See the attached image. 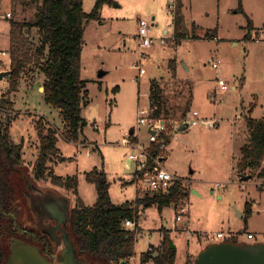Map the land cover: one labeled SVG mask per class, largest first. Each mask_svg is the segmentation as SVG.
Listing matches in <instances>:
<instances>
[{"label": "rangeland", "instance_id": "obj_1", "mask_svg": "<svg viewBox=\"0 0 264 264\" xmlns=\"http://www.w3.org/2000/svg\"><path fill=\"white\" fill-rule=\"evenodd\" d=\"M22 1L26 0H0V51L8 55L0 61V73L10 71V18L3 16L11 13V18H29L28 8L22 12ZM96 2L83 0L84 12L92 13ZM182 4L183 31L190 35L194 31L195 39L175 40L178 0H108L100 10V19L87 25L81 76L87 81L89 104L82 109L86 126L79 143L62 137L65 124L60 113L45 102L41 91L44 74L27 71L18 92L11 96L14 104L9 115L15 120L10 126L11 137L24 146L25 163L32 174L40 147L37 123L56 129L63 159L56 157L49 162L48 171L65 179L76 177L77 189L58 187L50 179L32 185L66 199L71 209L79 201L87 207L96 204V186L86 177L94 169L106 173L115 205L135 202L138 192H147L134 184L136 167L134 163L128 167L127 159L137 146L148 149L152 145H147L148 126L139 123L145 116L142 111L149 110L152 80L160 82L170 113L176 115L168 120L170 127L180 121L186 107L218 120L215 128L196 126L178 132L176 138L169 135L173 142H168V154L160 152L166 157L163 167L184 179L190 195L177 208L171 206L162 212L157 207L140 209L141 230L131 264H140L142 254L151 248L159 252L166 237L175 245V264L194 263L208 245L225 241L217 238L219 232L228 239L230 230L244 231L238 244L245 249L264 246V179L256 176L257 171L246 170L241 174L252 179L244 181L238 169L241 149L248 142V120H264V0H182ZM139 17L151 25V45L140 44ZM249 20L254 28L251 38L246 37ZM214 30L216 39L208 38ZM214 58L221 61L218 69L212 66ZM102 71L106 73L103 77L99 75ZM220 78L227 82V91L218 86ZM8 88L9 78L4 77L0 99ZM213 93L217 94L215 100ZM132 130L136 143L132 142ZM29 192L21 187L16 190L21 221L34 222L44 234L42 223L48 226L52 221L46 222L39 198L35 200ZM246 205H251L252 211L248 218ZM183 207L186 212H182ZM249 232L255 240L247 238ZM54 248L58 257L55 261L48 258L51 263L60 258L55 244Z\"/></svg>", "mask_w": 264, "mask_h": 264}, {"label": "trees", "instance_id": "obj_2", "mask_svg": "<svg viewBox=\"0 0 264 264\" xmlns=\"http://www.w3.org/2000/svg\"><path fill=\"white\" fill-rule=\"evenodd\" d=\"M106 2L108 0H97L92 13L86 14L83 0H26L22 1L20 6L25 7L22 12L29 9V18L8 20L12 74L8 77L9 88L0 99V264L5 263L13 238L38 246L42 254L51 261L58 257L54 256L56 250L53 242L47 235L40 233L34 222L21 221L16 204L17 187L26 192L29 190L26 181L35 184L36 181L48 179L54 185L68 190H75L78 186L76 177L69 176L65 179L48 171L49 162L54 161L56 157L61 160L63 158L57 147L59 138L56 129L52 126L46 128L41 122L36 125L40 139L39 157L33 166V174L30 172L24 159V146L16 144L11 137L10 126L15 121L9 115L14 104L11 96L18 92L27 71L36 70L44 74V99L50 107L60 113L65 124L62 137L67 141L79 143L86 126L82 109L89 104L87 81L81 76L85 30L89 23L100 19V10ZM18 4L14 8L16 13ZM182 7V0H178L177 9L174 11L175 40L195 39L197 36L194 31L192 35L183 31ZM248 25L249 32L246 37L251 38L254 29L251 20ZM216 31H212L207 37L216 39ZM171 69L175 75V66ZM164 94L160 82L152 80L149 89L151 116L171 121L176 115H171ZM189 112L190 109L186 107L179 120L185 119ZM247 123L248 142L241 149L238 169L241 173L246 170L257 171L256 176L264 179V120L249 119ZM133 135L132 142L136 143L138 140ZM165 139L170 142L169 137ZM148 151L154 156L162 155L156 144L150 145ZM86 177L96 186L98 200L94 207H87L79 201L78 205L71 209L68 223L71 240L81 261L86 264H131L135 256L137 235L141 230L138 224L140 209L157 207L162 212L171 206L177 208L183 205L190 195L188 186L176 182L167 193L138 192L135 202L115 205L110 198V184L105 172L94 169L86 173ZM251 213L248 211L247 218ZM126 221L135 223V229H128L125 226ZM243 233L244 231H240L225 242L238 243L239 235ZM176 254V248L170 247L166 237L159 252L148 251L142 254L140 264H175Z\"/></svg>", "mask_w": 264, "mask_h": 264}, {"label": "water", "instance_id": "obj_3", "mask_svg": "<svg viewBox=\"0 0 264 264\" xmlns=\"http://www.w3.org/2000/svg\"><path fill=\"white\" fill-rule=\"evenodd\" d=\"M11 74L12 71L0 73V80L9 77ZM99 75L103 77L106 73L102 71ZM42 91H44V87ZM133 134L134 130L131 131V135ZM251 178V176L246 175L241 177L244 181ZM26 184L30 191L28 195L33 196L35 200L38 197L42 206V213L46 215L48 220L55 222L54 225L51 223L48 226L42 223L41 230L55 244L60 253V258L57 263H51L42 254L38 246L13 238L11 239L10 253L4 264H86L81 261L68 231L71 211L69 201L54 194L44 193L29 181H26ZM170 247L175 248L171 241ZM157 255L158 253H156ZM194 264H264V246L245 249L240 244L233 242L213 243L199 253Z\"/></svg>", "mask_w": 264, "mask_h": 264}, {"label": "built area", "instance_id": "obj_4", "mask_svg": "<svg viewBox=\"0 0 264 264\" xmlns=\"http://www.w3.org/2000/svg\"><path fill=\"white\" fill-rule=\"evenodd\" d=\"M173 8L174 6L171 5L170 9ZM3 17L11 18V13H8ZM137 23L138 39L140 44L144 46L153 44V39L150 36V23L141 17L137 19ZM5 57H8L7 53L0 51V61H2ZM220 63V60L214 58L212 61V66L215 69H218L220 67ZM218 86L222 91H227L229 89L227 82L222 78L218 79ZM216 96V93L211 94L213 100L216 99ZM141 115L145 116L140 118L139 123L148 126L150 143L158 145V150H160L162 153L168 149V142L166 141L165 137H169V135L172 134L171 138H173V136H175V131L181 132L196 126H205L208 128H215L218 126V120L202 117L197 111H190L185 119L176 122L172 127L169 126V122L167 120L153 118L151 116L150 108L148 111H142ZM132 163H134L136 167L133 174V180L137 187H141L147 191H161L167 193L171 190L176 182H182L185 186H188L184 182V179L172 175L163 167L164 157L162 155H151L148 149L143 146H137L136 152L128 157V167H130ZM182 212H186L185 207H183ZM180 220L181 218L177 217V221ZM125 226L127 228L133 227L135 226V223L126 221ZM217 238L220 240H226L224 233H218ZM247 238L249 240H255L256 236L254 234H248ZM149 251L155 252V250L152 248L149 249Z\"/></svg>", "mask_w": 264, "mask_h": 264}, {"label": "crops", "instance_id": "obj_5", "mask_svg": "<svg viewBox=\"0 0 264 264\" xmlns=\"http://www.w3.org/2000/svg\"><path fill=\"white\" fill-rule=\"evenodd\" d=\"M171 6V5H170ZM140 18V17H139ZM138 19V18H137ZM10 30V29H9ZM9 35H10V31H9ZM9 38H10V36H9ZM2 72H4L3 70L1 71V73ZM43 84H44V82H43ZM43 84H42V87H41V91H42V88H43ZM33 85H36V83L35 84H33ZM32 85V86H33ZM204 117V116H203ZM248 127V126H247ZM174 134H175V136H174V138H176V136L178 135V132L177 131H175L174 132ZM138 140V139H137ZM172 142H173V140H172ZM172 142H170L171 144H172ZM146 144V143H145ZM145 144H142V145H144L145 146ZM150 144V141H148L147 142V145H149ZM170 144V145H171ZM247 144V143H246ZM167 154H168V151H167ZM167 154H166V156H167ZM165 159H166V157H165ZM165 159H164V161H165ZM128 166V165H127ZM248 171V170H247ZM252 171V170H251ZM239 174H240V178L242 177V175L243 174H241V172H239ZM252 179V178H251ZM250 179V180H251ZM248 211H251V205H246V213H248ZM252 212V211H251ZM244 217V214H240V218H243ZM188 225V223H185V226H187ZM130 228V227H129ZM219 233H221V232H219ZM237 233H238V231H232V230H230V232L227 234L228 236H234V235H237ZM250 234H253V232H249ZM248 233V234H249ZM247 234V235H248ZM133 260V259H132Z\"/></svg>", "mask_w": 264, "mask_h": 264}, {"label": "flooded vegetation", "instance_id": "obj_6", "mask_svg": "<svg viewBox=\"0 0 264 264\" xmlns=\"http://www.w3.org/2000/svg\"><path fill=\"white\" fill-rule=\"evenodd\" d=\"M46 222H49V220H46ZM52 224L54 225L55 224V222H52ZM55 256V255H54Z\"/></svg>", "mask_w": 264, "mask_h": 264}]
</instances>
